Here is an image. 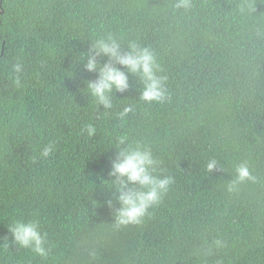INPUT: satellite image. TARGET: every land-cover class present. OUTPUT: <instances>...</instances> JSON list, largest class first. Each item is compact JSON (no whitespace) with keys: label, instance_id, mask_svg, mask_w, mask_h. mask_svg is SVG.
Segmentation results:
<instances>
[{"label":"trees","instance_id":"16d2710c","mask_svg":"<svg viewBox=\"0 0 264 264\" xmlns=\"http://www.w3.org/2000/svg\"><path fill=\"white\" fill-rule=\"evenodd\" d=\"M179 2L0 0V264H264V0ZM109 36L153 54L161 99L100 55L129 88L94 100L86 64ZM129 146L170 183L120 224L112 162ZM16 221L38 222L47 256Z\"/></svg>","mask_w":264,"mask_h":264},{"label":"clouds","instance_id":"9594fccd","mask_svg":"<svg viewBox=\"0 0 264 264\" xmlns=\"http://www.w3.org/2000/svg\"><path fill=\"white\" fill-rule=\"evenodd\" d=\"M177 8L188 7L185 0H180L176 5ZM133 51L128 54H121L120 45L111 36L106 39L101 38L96 41L93 51L95 55L89 56L86 68L89 72L98 70V79L94 82H89V91L94 100L105 107H111V94L113 91H126L129 88L128 76L113 65V63H97V56L105 55L110 60H115L116 63L128 68L131 73H140L144 77L145 90L143 92L144 100H159L162 98L163 91L161 82L153 72L155 68L153 54L144 49H138L134 45ZM131 111L126 108L124 113ZM90 134L95 129L90 128ZM126 138H122L120 143L123 144ZM47 155V150L44 153ZM215 161L208 164V169L211 171L215 167ZM154 161L151 153L143 150L139 146L122 149L118 156L112 162L111 175L120 177L121 179L112 182V186L120 193L118 199L120 208L116 215L120 224L140 223L141 219L146 215L149 207L158 202L160 193L167 188L170 183L169 179L158 180L152 174V166ZM238 181H243L250 178L249 170L241 166L237 169ZM126 178V179H124ZM139 185L140 188L135 187ZM129 185H133L129 187ZM234 187V184L230 186ZM142 189V190H141ZM109 206L112 201H108ZM15 240L22 246L32 248V250L41 256H47L45 247V238L39 231L38 222H22L16 221L9 227Z\"/></svg>","mask_w":264,"mask_h":264}]
</instances>
